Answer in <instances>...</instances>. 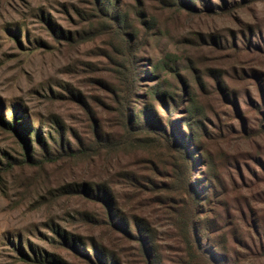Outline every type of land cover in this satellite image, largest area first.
I'll return each instance as SVG.
<instances>
[{
	"label": "rangeland",
	"instance_id": "rangeland-1",
	"mask_svg": "<svg viewBox=\"0 0 264 264\" xmlns=\"http://www.w3.org/2000/svg\"><path fill=\"white\" fill-rule=\"evenodd\" d=\"M110 1L129 14L139 47L126 44L129 38L97 12L94 0H0V121L16 118L52 146L49 134L57 144L61 135L73 150L80 143L94 145L96 127L117 138L122 135L118 116L126 113V107L115 103L119 91L124 89L122 96L138 103L137 94L143 97L154 85L149 77L153 65L174 55L172 67L198 91L203 117L209 119L205 124L212 133L201 143L209 166L230 189L238 185L239 195L253 200L264 216V185L238 188L264 175V128L251 102L257 97L256 81L264 86V0H183L199 10L193 14L178 10L175 0ZM126 75L138 91L122 86ZM174 75L164 71L162 81L179 85ZM223 75L230 78L243 118L255 131L250 138L233 131L245 124L233 105L226 106L229 113L216 102L214 80ZM200 82L209 87L201 88ZM174 115L183 117L178 111ZM40 145L33 147L43 152ZM21 147L0 122V264H30L23 255L48 253L81 264L57 244L54 232L104 236L98 222L101 210L83 193L96 184L120 193L127 211L150 219L163 243L174 245L165 209L154 203L152 193L135 190L127 181L131 172L143 171L140 162L146 157L160 163L157 178L163 180L169 160L164 150L98 155L93 149L89 156L64 155L56 162L43 161L40 153V163L31 166ZM200 168L197 161L194 179Z\"/></svg>",
	"mask_w": 264,
	"mask_h": 264
},
{
	"label": "trees",
	"instance_id": "trees-1",
	"mask_svg": "<svg viewBox=\"0 0 264 264\" xmlns=\"http://www.w3.org/2000/svg\"><path fill=\"white\" fill-rule=\"evenodd\" d=\"M94 4L97 12L114 22L117 32L129 38L125 40L127 45L139 47V37L129 22V14H122L110 0H94ZM175 6L191 14L199 11L192 2L183 0H175ZM52 30L60 35L56 29ZM60 36L65 37L63 34ZM65 38L73 40L71 36ZM174 58L169 54L163 62L153 65L149 77L154 85L144 90L143 97L137 94L141 99L138 103H133L126 96L124 98V89L119 91L115 103L126 107V113L118 116L117 123L122 135L119 134L117 138H109L101 127H96L94 145L86 147L80 143L73 150L70 144L65 146L61 135L57 144L49 134L52 146L43 135L23 128L16 118L11 123L5 122L3 117L0 121L19 139L25 152V162L31 166L40 163V153L43 161L56 162L64 155L71 158L89 156L88 152L93 149H98V155H102L103 151L115 154L132 149L149 153L153 149H161L166 152L169 160L167 169L162 172L165 174L163 180L157 178L161 174L160 163L146 157L140 162L143 171L138 174L131 172L127 181L135 190L152 193L154 203L165 209L174 245L163 243L150 219L127 211L120 193L96 184L95 188H84L83 193L101 210L102 218L98 222L99 227L105 230L104 236L83 237L60 229L54 232L57 244L81 264H264V216L253 207V200L241 193L239 195L236 189L238 185L234 190L230 189L225 179L217 176L209 166V156L201 147L204 138L212 133L205 124L209 119L203 117L205 108L198 91L172 67ZM164 71L175 74L180 80L179 85L172 84L168 79L162 81L161 73ZM228 80L230 78L224 75L214 80L216 102L226 109V106L233 105V112L245 122L239 131H233L250 138L255 131L249 121L244 120L240 99L237 93L232 92V84ZM121 84L136 91L140 88L133 81L130 83L127 75L121 79ZM200 85L203 89L209 87L208 83L200 82ZM254 86L257 97H251V102L255 107L254 112L261 117L259 123L263 129L264 86L258 81ZM132 104H135V110ZM139 104L143 105L142 108L138 107ZM176 111L183 115L181 119H175ZM215 130L219 132L217 135L223 134L221 129ZM34 143L41 144L43 152L36 150ZM197 161L201 168L198 169V178L194 179ZM254 185H264V175L256 176L255 183L245 181L238 188L250 189ZM131 252L136 261L132 259ZM23 256L24 261L30 264H70L49 253L32 258Z\"/></svg>",
	"mask_w": 264,
	"mask_h": 264
}]
</instances>
